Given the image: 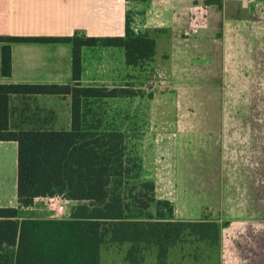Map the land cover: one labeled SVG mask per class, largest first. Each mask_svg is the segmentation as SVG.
Returning <instances> with one entry per match:
<instances>
[{"label": "trees", "instance_id": "1", "mask_svg": "<svg viewBox=\"0 0 264 264\" xmlns=\"http://www.w3.org/2000/svg\"><path fill=\"white\" fill-rule=\"evenodd\" d=\"M222 8V0H206ZM131 9L122 35H0L1 73L11 74V42H69L71 83H0V140L17 142V206H0V247H13L10 264H102L101 249L129 243L126 258L148 246L167 247L183 236L216 245L220 226L202 217L174 220L170 200L155 196V183L143 178L142 160L128 145L127 130L105 110L106 99L142 95L127 86L83 85L81 48L116 46L125 63L153 60L157 27L136 30ZM14 94H57L70 97V126L63 129L12 128ZM133 173V174H132ZM62 196L80 202L71 215L25 216L22 207L39 196ZM187 237V238H186ZM0 254V264L8 262Z\"/></svg>", "mask_w": 264, "mask_h": 264}, {"label": "crops", "instance_id": "2", "mask_svg": "<svg viewBox=\"0 0 264 264\" xmlns=\"http://www.w3.org/2000/svg\"><path fill=\"white\" fill-rule=\"evenodd\" d=\"M205 1L0 0V35H67L75 31L87 35H122L125 31L126 11L131 9L134 19L139 17L145 28L159 27L167 33L169 38L163 36L170 40L167 46L170 52L167 63L171 61L174 65V61H177L178 66H185L188 64L187 60L195 58L196 62L200 61L197 74L192 76L189 74L188 77L189 80L198 82L201 96L210 98L216 97L210 92H205L208 88L205 86L212 84L209 83L210 81L214 82L225 77L229 83L231 79V76H227L229 64L226 60L227 45L226 47L223 45L225 39L238 36L243 42L242 38L249 32V26L245 22L251 10L258 14L259 19L264 20V0H222V8ZM263 23L261 22L260 27L264 32ZM193 26L197 28L196 34L189 31ZM186 33L189 35L179 37ZM2 44L0 42V54ZM114 47L120 50V58L115 56ZM11 54V74L4 76L0 65V83L73 82L72 45L69 42L14 41L11 42ZM81 56L80 82L83 85L119 86L118 82L127 72L130 80L132 78L134 66L125 63L122 47L83 46ZM204 59L207 61H203ZM24 96L14 94L10 99V109L11 105L17 104V99L19 101L17 112H20L22 110L20 99ZM34 96L40 97L43 106L55 112L54 122L60 125H52L47 123L51 122L50 120L40 119L41 125H36L35 122L23 123L19 127L11 126L12 128H69L70 97L68 95L35 94ZM51 100L62 103L63 111L59 112L55 107L48 106L47 102ZM43 110L45 112L47 109L43 108ZM58 113L62 114L63 120H60ZM208 115L207 120H210V125L208 121L200 118V123L197 121L193 124H184V128L187 129H182L191 132L181 133V137L187 143L180 146L182 154L179 165L177 164L181 182L178 185L181 200L178 199L177 204L190 201L201 205L203 201L209 200V205L213 209H223L227 212L226 220L231 225L264 223V147L258 149L257 153L254 151L248 156L243 155V149L232 148V140L244 141L241 140L242 134L234 133L240 129L235 128L232 114L224 110H211ZM257 136L260 138L261 135ZM261 138L263 139V136ZM205 193V197L201 196ZM16 194L17 142L0 140V206H17ZM245 194L251 200L247 204L243 203ZM52 197L57 201H70L59 195ZM38 199L48 198L36 197L33 205L21 208V214L24 215L29 209H35V212L46 213L42 216H55L53 213L47 214L41 210L43 208L36 204ZM177 209L179 212L175 214L179 217L175 216L176 219L185 220L186 218L181 214L183 207L181 209L177 207L175 211ZM258 212H262L261 215ZM235 242L238 249V241ZM247 242L251 246L247 248L249 254L259 251V244L262 245L264 238L252 235ZM242 251L244 253L245 249ZM255 257L256 254L253 262ZM243 259L245 264H251L249 256L247 258L244 256ZM242 262L243 260L237 264H243Z\"/></svg>", "mask_w": 264, "mask_h": 264}, {"label": "rangeland", "instance_id": "3", "mask_svg": "<svg viewBox=\"0 0 264 264\" xmlns=\"http://www.w3.org/2000/svg\"><path fill=\"white\" fill-rule=\"evenodd\" d=\"M257 15L254 10H251L249 18H244L247 19L248 23H245L249 26V32L242 38L243 42L238 36L225 39L223 45L225 47L227 45L226 60L229 64L227 76H231L230 82L227 83V79L222 77L214 82L210 81L209 83L212 84L205 86L208 87L205 92H210L216 97L201 96L198 82L189 80V74L190 76L197 74L196 70L200 68L199 60L197 62L195 58L187 60L188 64L185 66H178L177 61H174V65L171 64V61L167 63V58L170 56L167 46L170 40L163 38V36L168 38L169 36L161 28L156 34L158 42L155 46L153 60L144 61L139 66L132 67L131 80L129 72H127L125 77L118 82L119 86L139 89L142 95L132 98H110L106 99L105 103L107 114L116 118L113 122L127 130L128 145L142 160L143 178L154 181L156 198L172 201L174 219L179 217L176 215L179 211L178 209L175 211V208L183 207L181 214L186 218L185 220L191 221L207 217L217 221L220 226L217 244L211 245L207 241L200 242L193 236H188V239L192 241L187 242L185 237L183 239L181 236L176 244L168 245L166 256L159 257L160 249L151 245L135 253V262L126 258L129 243L109 244L101 249L102 264H237L241 260L245 264L244 256L246 258L249 256L251 264H264V242L262 245L259 244V251L256 250L248 254L247 250L248 247H251L247 242L250 236L264 238V223L231 225L226 220L227 212L223 209H213L209 205V200L203 201L201 205L190 201L185 204H177L178 199L181 200L178 193V185L181 182L177 169L182 154L180 146L187 143L181 137V133L191 132L182 130L187 129L184 128V124H193L197 121L200 123V118L203 121H208V114L211 110H224L232 114L235 128L240 129L234 133L242 134L241 140H244L231 139L233 149L236 147L243 149L242 154L248 156L254 151L257 153L258 149L264 147V32L260 27L264 20L259 19ZM132 26L136 30L146 27L139 17L134 19ZM194 27L196 26H193L189 31L196 34L197 31H192ZM188 35L186 33L179 37ZM114 50L115 56L120 58V50L115 47ZM20 100L22 105L20 112H17L19 104L17 99V104L11 105V126L19 127L23 123L33 122L36 125H41L40 119L50 120L51 122L47 123L52 125L56 124L54 122L55 112L50 111L47 106H43V100L40 97L25 95ZM47 103L48 106L55 107L57 111H63L62 103L53 100ZM43 108L47 110L44 112ZM58 115L60 120H63L62 114L58 113ZM208 123L210 125V120ZM257 135L263 136V139L261 136L258 138ZM201 196L205 197L206 193ZM250 201V197L245 194L243 203L247 204ZM80 202L83 201H58L54 206H57L58 203L63 204L62 212L59 214L49 208V203L45 199H38L36 204L41 206L43 208L41 210L47 214L50 212L59 217L71 215ZM261 213L259 214L261 215ZM45 214L35 212V209H29L24 213L25 216ZM233 240L238 241V249ZM12 249L13 247L7 245L0 247V254L7 255L9 260L2 264H10Z\"/></svg>", "mask_w": 264, "mask_h": 264}, {"label": "built area", "instance_id": "4", "mask_svg": "<svg viewBox=\"0 0 264 264\" xmlns=\"http://www.w3.org/2000/svg\"><path fill=\"white\" fill-rule=\"evenodd\" d=\"M192 31H193V32H196V31H197V28H193ZM47 198H48V199L45 200V201L49 203V208L52 209V210H55V212H56L57 214L61 213V212H62V209H63V204H62V203H58L57 206H54V205L57 204V202H58V201L55 199V197H52V196L48 197V196H47Z\"/></svg>", "mask_w": 264, "mask_h": 264}]
</instances>
